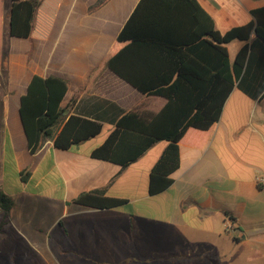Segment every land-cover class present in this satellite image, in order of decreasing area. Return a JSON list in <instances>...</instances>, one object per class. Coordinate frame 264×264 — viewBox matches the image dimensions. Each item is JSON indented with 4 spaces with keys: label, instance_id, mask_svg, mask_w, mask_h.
<instances>
[{
    "label": "crops",
    "instance_id": "0c3cea01",
    "mask_svg": "<svg viewBox=\"0 0 264 264\" xmlns=\"http://www.w3.org/2000/svg\"><path fill=\"white\" fill-rule=\"evenodd\" d=\"M138 1L61 0L47 38L30 41L9 35L10 0H0L5 31L0 38L3 184L12 175L20 182L39 183L43 175L36 177L46 162V198L59 207L50 224V231L56 233L52 238L55 260L71 264L86 258L99 264H264V88L252 97L235 84L204 143H192L199 135L194 130L179 142V165L170 174L172 182L157 194L149 193L148 179L165 140L156 141L125 166L90 156L114 127L120 109L149 100L107 66L108 51ZM198 2L221 34L251 21L255 24L251 11L264 5V0ZM244 43L226 44L231 61ZM34 74L63 77L68 89L61 106L74 97L70 113L96 119L102 128L108 126V132L91 141L101 129L94 137L58 149L52 144L58 124L40 150L30 154L19 105ZM254 78V82H264L262 75ZM162 103L152 98L151 108L157 110ZM18 130L22 136L16 140ZM9 150L15 170L29 171L26 181L13 169L9 171ZM86 191H101L125 202L113 208L73 202ZM18 192L31 195L26 189ZM226 220L232 223L230 232L224 229ZM85 223H94L93 229ZM91 230L97 236L93 245L87 239ZM76 234L77 242L71 240Z\"/></svg>",
    "mask_w": 264,
    "mask_h": 264
},
{
    "label": "trees",
    "instance_id": "16d2710c",
    "mask_svg": "<svg viewBox=\"0 0 264 264\" xmlns=\"http://www.w3.org/2000/svg\"><path fill=\"white\" fill-rule=\"evenodd\" d=\"M60 1L10 0L9 35L30 41L46 39ZM251 12L255 24L251 21L221 34L198 0H139L108 51L107 66L149 100L120 109L114 127L90 156L125 166L156 141L165 140L148 179L150 194L165 190L179 165V142L187 132H198L192 143L202 145L235 84L252 97L264 88V82L253 81L258 74L264 81V5ZM233 40L245 43L231 61L226 44ZM67 89L63 77L32 75L19 105L30 154L40 150L58 124L52 139L58 149H68L100 133L101 122L70 113L74 97L61 106ZM152 98L163 101L157 110L151 108ZM21 136L16 132L15 139ZM8 153L9 171L13 169L12 173L26 181L29 171H16L11 151ZM73 202L113 208L125 200L86 191ZM12 206V198L0 191V208L8 213Z\"/></svg>",
    "mask_w": 264,
    "mask_h": 264
},
{
    "label": "rangeland",
    "instance_id": "374dc122",
    "mask_svg": "<svg viewBox=\"0 0 264 264\" xmlns=\"http://www.w3.org/2000/svg\"><path fill=\"white\" fill-rule=\"evenodd\" d=\"M4 16L3 10L0 13V38L4 34ZM7 52V48L5 53ZM2 117L0 115V137L2 129ZM108 126L102 128L101 133L92 138L91 141L99 140L104 134L108 132ZM1 149V140H0ZM23 150H26L24 143ZM46 162L40 169L36 179L41 176L40 182L35 180L20 182L14 175L6 179L3 184L1 176L0 165V191L7 193L13 200V206L8 213H5L0 208V264H71V261H64L61 259H53V233L50 231L51 221L58 214L59 207L56 202L50 201L46 198L49 192L46 188L47 176ZM52 176V173L49 175ZM27 190L31 195L20 190ZM88 229H93L94 223H85ZM57 230V241L61 239L60 230ZM98 230L100 227L98 226ZM91 234L87 236L88 243L94 244L96 235ZM84 239V237H83ZM71 240L77 242L78 236L72 235ZM82 242V239H80ZM88 247V244H85ZM85 261H74L72 264H99L100 261L93 258L83 259Z\"/></svg>",
    "mask_w": 264,
    "mask_h": 264
},
{
    "label": "built area",
    "instance_id": "2783aa9c",
    "mask_svg": "<svg viewBox=\"0 0 264 264\" xmlns=\"http://www.w3.org/2000/svg\"><path fill=\"white\" fill-rule=\"evenodd\" d=\"M223 226H224L225 231H227V232H230L232 230V227H233L230 220H226L223 223Z\"/></svg>",
    "mask_w": 264,
    "mask_h": 264
}]
</instances>
